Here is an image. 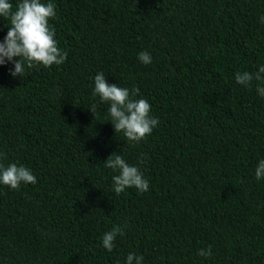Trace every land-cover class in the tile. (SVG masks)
I'll list each match as a JSON object with an SVG mask.
<instances>
[{
	"label": "trees",
	"instance_id": "1",
	"mask_svg": "<svg viewBox=\"0 0 264 264\" xmlns=\"http://www.w3.org/2000/svg\"><path fill=\"white\" fill-rule=\"evenodd\" d=\"M51 2L65 62L20 78L0 66V163L37 178L0 185V264H264V82H235L264 66V0ZM10 26L0 18V42ZM99 72L150 103L159 124L139 143L93 97ZM112 154L143 157L147 192L114 193ZM113 226L124 235L108 252Z\"/></svg>",
	"mask_w": 264,
	"mask_h": 264
},
{
	"label": "clouds",
	"instance_id": "2",
	"mask_svg": "<svg viewBox=\"0 0 264 264\" xmlns=\"http://www.w3.org/2000/svg\"><path fill=\"white\" fill-rule=\"evenodd\" d=\"M56 16V5L51 0L47 3H43L42 0H19L15 9L9 0H0V18L9 20L11 25L3 42H0V66L12 63L10 76L20 78L24 76L26 69L36 66L48 68L65 62L68 53L58 47L55 27L49 23ZM261 22L264 23V16L261 17ZM138 60L148 65L152 62V57L150 53L143 51L138 54ZM262 74L264 66H260L255 73L236 72L235 82L249 87L253 80L264 82ZM257 92L264 97V86H258ZM92 95L98 96L101 103L109 104L108 116L114 132H123L124 137L131 143H139L145 139L159 124L158 118L150 115V103L143 98L136 99L139 96L138 87L128 89L117 84H109L105 74L99 72L94 77ZM88 111L94 113L96 105L93 104ZM0 157H3L2 153ZM142 163L143 157L138 159L137 166L130 165L120 154H112L106 159L104 167L117 173L112 176V188L116 195L127 188H135L140 193L149 190V181L138 166ZM255 178L257 180L264 178V159L259 161L255 169ZM36 183L37 178L28 167L17 163H10L7 166L0 163V185L18 190L21 184ZM123 235L124 231L120 226H113L102 236L103 248L111 252L115 247V239ZM197 255L210 257L211 246L200 249ZM126 264H143V256L129 253Z\"/></svg>",
	"mask_w": 264,
	"mask_h": 264
}]
</instances>
